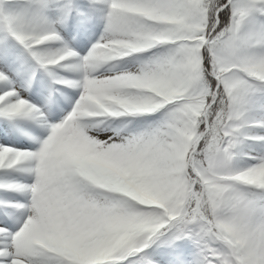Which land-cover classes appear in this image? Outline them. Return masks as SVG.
I'll return each mask as SVG.
<instances>
[{"label": "snow or ice", "instance_id": "snow-or-ice-1", "mask_svg": "<svg viewBox=\"0 0 264 264\" xmlns=\"http://www.w3.org/2000/svg\"><path fill=\"white\" fill-rule=\"evenodd\" d=\"M0 264H264V0H0Z\"/></svg>", "mask_w": 264, "mask_h": 264}]
</instances>
